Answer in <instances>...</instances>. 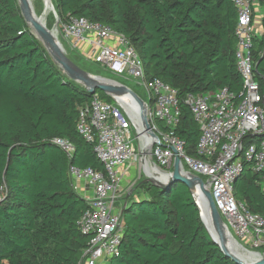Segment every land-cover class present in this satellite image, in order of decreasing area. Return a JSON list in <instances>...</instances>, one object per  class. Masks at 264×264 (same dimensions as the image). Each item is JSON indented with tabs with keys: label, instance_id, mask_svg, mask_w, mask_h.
Segmentation results:
<instances>
[{
	"label": "trees",
	"instance_id": "1",
	"mask_svg": "<svg viewBox=\"0 0 264 264\" xmlns=\"http://www.w3.org/2000/svg\"><path fill=\"white\" fill-rule=\"evenodd\" d=\"M52 3L59 24L70 16L85 18L129 42L145 76L177 92L180 123L175 135L188 156L201 158L195 151L200 131L183 100L189 93L227 88L238 96L242 91L232 1ZM263 53L264 32L253 39L251 48L254 79L262 95ZM90 98L54 65L31 34L16 0H0V264L80 262L89 237L81 234L78 222L87 205L72 188L69 167L105 172L93 145L76 130L77 109ZM105 102L113 103L108 97ZM260 137L247 135L242 149ZM56 141L67 142L71 151ZM263 183L264 173L252 172L247 163L232 185L234 198L262 216ZM121 218L122 238L106 264H236L212 242L192 193L183 184L159 189L142 183Z\"/></svg>",
	"mask_w": 264,
	"mask_h": 264
},
{
	"label": "built area",
	"instance_id": "2",
	"mask_svg": "<svg viewBox=\"0 0 264 264\" xmlns=\"http://www.w3.org/2000/svg\"><path fill=\"white\" fill-rule=\"evenodd\" d=\"M231 1L237 10L235 58L242 91L236 96L222 88L189 93L184 98L183 103L200 131L195 148L199 159L188 156L184 142L175 135L180 123L177 92L161 80L145 76L138 55L124 37L85 18L70 16L58 23L59 37L68 54L70 50L77 52L112 75L132 79L144 88L148 98L147 120L158 139L151 145L147 138L150 143L147 156L141 149L145 136L136 128V148L131 135L133 121L123 103L103 102L95 93L78 107L76 130L93 145L105 169L101 173L91 168L69 167L72 188L87 205L78 228L89 241L78 264H106L117 252L123 234L121 214L115 209L121 198L118 169L139 163L145 170L151 164L161 173H168L175 157L180 159L184 171L206 183L231 236L249 251L264 248V216L250 213L234 198L232 189L245 164H250L254 173H264V95L254 79L251 54L253 39L261 34L256 26L257 2ZM247 135L261 137L242 149V140ZM56 144L66 152L72 149L67 142Z\"/></svg>",
	"mask_w": 264,
	"mask_h": 264
},
{
	"label": "water",
	"instance_id": "3",
	"mask_svg": "<svg viewBox=\"0 0 264 264\" xmlns=\"http://www.w3.org/2000/svg\"><path fill=\"white\" fill-rule=\"evenodd\" d=\"M21 16L30 29L31 34L41 43L49 57L52 59L54 65L61 71V73L73 83L81 86L88 94L93 95L97 92L103 93L113 102H124L127 99L132 107L135 109L139 117V133L143 134L150 140L151 145L157 143V137L152 132L147 120L148 107L146 103L127 86L113 80H109L100 76L91 75L90 73L78 67L70 58L66 49L64 48L58 33L59 19L54 9L53 3L49 0L51 11L55 15V20L50 29L46 28L38 22L33 16L29 4L26 0H16ZM264 59V53L260 60ZM142 159H144L142 157ZM162 180H156L148 177L145 183H149L156 188L163 189L174 183L185 185L192 193L193 199L198 207L201 222L205 227L212 242L216 244L220 251L236 264H264V252H252L245 249L236 239L229 233L224 224L219 212L217 211L213 202L211 193L206 183L198 176L184 171L181 166V161L178 157L174 158L173 166L170 172L163 173ZM128 197L126 198V200ZM202 209L207 214L211 225L213 226L217 239H215L207 229L202 217ZM124 208L121 210L123 213ZM233 241L234 245L242 249L243 253L253 255L252 259L239 258L234 256L228 246V242ZM232 243V242H231Z\"/></svg>",
	"mask_w": 264,
	"mask_h": 264
},
{
	"label": "rangeland",
	"instance_id": "4",
	"mask_svg": "<svg viewBox=\"0 0 264 264\" xmlns=\"http://www.w3.org/2000/svg\"><path fill=\"white\" fill-rule=\"evenodd\" d=\"M259 16L264 17V7L261 8ZM54 20L55 19H53L51 24L49 21V23H48V27L50 25L49 29L52 27ZM69 52L71 53L70 57L73 59V62H75V64L78 67H80L82 70L90 73L91 75L100 76V77L121 83V84L127 86L133 92H135L144 102H146L148 100L147 94H146L144 88L137 85L134 80H132V79L126 80V79L116 77V76L112 75L110 72H108L107 70L103 69L100 65L92 63V62L86 60L85 58H82L81 55L77 54V52H74V51L72 52L71 50ZM96 94H98L102 97V101H104V102L106 101L107 97L103 93L97 92ZM124 110L126 112V109H124ZM128 114L130 115L129 112H128ZM133 122H134V119H133ZM135 125L136 124L134 122L132 125L131 135L133 138L134 145L137 148L138 141H136V139H135V137H136V126ZM146 155L148 156L149 154L146 153ZM148 177H150L148 174V170H145L143 168V166L140 165L139 163L133 164L132 168L126 174L125 178L122 179L119 183L121 186L122 192L125 193L126 191H131V190L135 191L142 183H145V181L147 180ZM151 178H153V177H151Z\"/></svg>",
	"mask_w": 264,
	"mask_h": 264
},
{
	"label": "bare ground",
	"instance_id": "5",
	"mask_svg": "<svg viewBox=\"0 0 264 264\" xmlns=\"http://www.w3.org/2000/svg\"><path fill=\"white\" fill-rule=\"evenodd\" d=\"M29 4V8L31 9L32 12V16L41 24H43V26H45L46 28L49 29L48 27V23L49 20L55 19V15L53 14V12L51 11V8L49 6V0H26ZM52 1V0H51ZM123 106L126 109V112L128 111L130 113V117L132 118V121L134 119L135 122V126L136 128L139 130V117L137 116V113L135 111V109L132 107V105L130 104V102L125 99L123 100ZM127 112V113H128ZM133 122V123H134ZM141 149L143 151H145L146 153L149 152L150 149V143L149 140L145 137H143L141 139ZM148 174L150 177H153L154 179H158V180H162L164 178V174L161 173L158 169L154 168L151 164L150 167L148 168ZM202 217L203 220L205 222V225L207 227V229L209 230V232L211 233V235L217 239L215 230L213 228V226L210 223V220L207 216V214L204 212V210L202 209ZM232 242V243H231ZM228 242V246L229 249L231 251V253L236 256L241 258H246V259H252L253 255L249 254V253H243V251H241L242 249H239L237 246L234 245L233 241Z\"/></svg>",
	"mask_w": 264,
	"mask_h": 264
},
{
	"label": "crops",
	"instance_id": "6",
	"mask_svg": "<svg viewBox=\"0 0 264 264\" xmlns=\"http://www.w3.org/2000/svg\"><path fill=\"white\" fill-rule=\"evenodd\" d=\"M264 7V4L263 5H256L255 7V16H256V26H257V30L259 32H261L260 35L263 34L264 32V28H263V23H264V17L262 16H259L260 14V11H261V8ZM259 37V36H258ZM132 168V165H129V166H125V167H122V168H119L118 169V174H119V179L120 181L122 179L125 178L126 174L129 172V170ZM119 189H120V195H121V198L119 199V201H117L115 203V209L117 212H119L121 214V210L126 206L129 198L132 196L134 190H131V191H126L125 193L122 192L121 190V186L119 184ZM128 197V199L126 200V198Z\"/></svg>",
	"mask_w": 264,
	"mask_h": 264
}]
</instances>
